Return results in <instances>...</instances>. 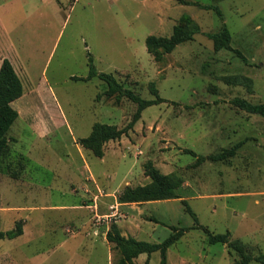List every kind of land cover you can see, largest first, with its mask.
Instances as JSON below:
<instances>
[{"label": "rangeland", "instance_id": "rangeland-1", "mask_svg": "<svg viewBox=\"0 0 264 264\" xmlns=\"http://www.w3.org/2000/svg\"><path fill=\"white\" fill-rule=\"evenodd\" d=\"M182 15L199 31L154 60L146 37L170 36ZM224 25L231 49L216 51L207 33ZM89 56L97 73L111 74L144 99L155 98L153 82L164 99L144 108L120 139L106 142L102 157L79 140L96 122L126 126L136 104L126 98L116 104L103 94L102 79H85ZM2 57L12 62L24 92L12 102L18 117L0 163V231L17 222L23 227L24 202L38 210L28 222L33 237L0 239V264H112L118 251L92 233L102 221H89L102 196L111 203L103 220L109 227L122 221L128 237L159 243L173 227L189 228L168 247L167 264L243 263L237 250L210 243L204 229L193 226L228 233L243 246L247 264H258L264 117L232 99L264 104V0H0ZM230 76L239 79L232 84ZM231 149L223 160L209 158ZM148 160L181 177L179 197L113 206L125 185L149 181ZM79 203L89 207L70 208ZM146 259L141 253L134 263ZM160 261L159 251L149 257V264Z\"/></svg>", "mask_w": 264, "mask_h": 264}, {"label": "trees", "instance_id": "trees-1", "mask_svg": "<svg viewBox=\"0 0 264 264\" xmlns=\"http://www.w3.org/2000/svg\"><path fill=\"white\" fill-rule=\"evenodd\" d=\"M219 12L217 8H214ZM199 31V27L189 15H182L174 25L170 36H155L149 35L146 37V49L152 58L156 61H161L163 56L171 52L176 45L192 40L194 35ZM207 36L212 40L214 50L231 49V35L224 25L219 31L207 33ZM237 53L238 50H235ZM98 76L106 83V89L103 94L106 98H112L116 104L120 103L123 98H126L136 104V111L133 119L122 128H117L115 125L96 122L92 125L90 133L79 140L80 144L92 151L98 157L104 154L103 148L106 142L110 140L120 139L123 134H126L133 124L140 118L141 112L147 106L158 104L164 101L159 96L158 89L153 82L149 83V89L155 95L154 99H144L132 89L124 88L122 83L118 82L109 73H97L92 59L89 56V74L85 78L91 79ZM76 79V78H75ZM229 83H236L238 76L227 77ZM241 79V78H240ZM245 79V78H243ZM248 81V79H246ZM24 92L20 77L15 71L9 59L3 58L0 64V163L8 156L10 152L9 139L7 137L11 125L18 117L17 110L12 106V102L22 96ZM232 104L248 113L259 114L264 117V104L252 103L245 98L235 97L232 99ZM194 154L193 151L187 150ZM233 149L226 153H220L209 156L212 160H223L227 155H232ZM200 159H203L202 157ZM144 173L149 178V181L144 184L134 186L125 185L117 194L118 203H143L147 201L166 200L178 198L176 190L182 186L183 180L175 173H162L152 161L148 160L144 163ZM185 205V210L189 212L195 219V214L191 211L185 200H182ZM191 228H202L208 234L210 243L226 244L230 248L237 250L244 258L242 264H247L249 257L244 254L243 246L237 244L236 241L229 239L228 233H212L206 227L193 226ZM173 232L162 242L152 243L144 240H137L133 237H126L120 233L116 224H111L106 232V239L112 244L111 249L118 251V257L112 264H135L134 258L141 253L147 254L145 264H149L150 255L159 251L161 261L159 264H167L166 252L170 245L176 242L189 228L173 227ZM22 234V224L17 222L15 227L8 231H0V239L15 238ZM258 264H264V254L257 256Z\"/></svg>", "mask_w": 264, "mask_h": 264}, {"label": "crops", "instance_id": "crops-1", "mask_svg": "<svg viewBox=\"0 0 264 264\" xmlns=\"http://www.w3.org/2000/svg\"><path fill=\"white\" fill-rule=\"evenodd\" d=\"M2 60H3V57L0 60V64H1ZM34 189H35V186L31 190L24 191L23 192V194H24L23 196H26L28 193H30V195H31L33 193ZM143 203H118L117 200H116L115 204L113 206H115L117 208H119V207L120 208H127V207H130V206L140 205V204H143ZM93 206H94V209H95L94 210V214L91 217H89V221H90L91 218L97 216L98 221L100 220V221H102V223L98 224L99 226L92 227V233L95 236H100L102 238V240L105 241L107 243L108 247L111 249L112 248V244L109 243L107 241V239H106V232L108 231L109 226H108L107 223H105V220H103L105 217H107L109 215L108 211L111 209L110 208L111 203H109L108 199L107 200L105 199V196H102L101 198H99V201L97 203H95ZM88 207H89V205L81 204V203H79V205L70 206V208H73V209H81V208H88ZM19 209L25 212V217L22 218V221L24 222L23 223V227H22V234L17 236V237L18 238H24V237H29V236L33 237L34 236V232H32V230H30V228L28 226V222L30 221V212L38 210V207L37 206H32V204L24 202L22 204V206L19 207ZM98 209H100L101 211H99ZM120 224H122V221H117L116 222V225H117V227L120 230V233L123 236L128 237V235L126 233L127 229L125 227L121 226ZM124 229L126 231H124ZM86 234H88V232Z\"/></svg>", "mask_w": 264, "mask_h": 264}, {"label": "built area", "instance_id": "built-area-1", "mask_svg": "<svg viewBox=\"0 0 264 264\" xmlns=\"http://www.w3.org/2000/svg\"><path fill=\"white\" fill-rule=\"evenodd\" d=\"M107 217H110L109 215Z\"/></svg>", "mask_w": 264, "mask_h": 264}]
</instances>
